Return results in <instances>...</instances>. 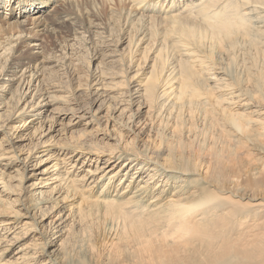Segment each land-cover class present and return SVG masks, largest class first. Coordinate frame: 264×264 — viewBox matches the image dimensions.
Here are the masks:
<instances>
[{"label": "bare ground", "instance_id": "bare-ground-1", "mask_svg": "<svg viewBox=\"0 0 264 264\" xmlns=\"http://www.w3.org/2000/svg\"><path fill=\"white\" fill-rule=\"evenodd\" d=\"M57 2L0 0V264H264V0Z\"/></svg>", "mask_w": 264, "mask_h": 264}, {"label": "rangeland", "instance_id": "rangeland-1", "mask_svg": "<svg viewBox=\"0 0 264 264\" xmlns=\"http://www.w3.org/2000/svg\"><path fill=\"white\" fill-rule=\"evenodd\" d=\"M99 2V4L97 5L96 4V6L95 5H93L92 7H91V5H88V4H84V5H82L79 9H77V10H73L74 12H72V10H68V12L70 13V14H73V15H71V17L73 16V17H76V20L78 21L77 23H82V24H88L89 22H91L92 20H95V19H97L98 20V22L99 23H102V26L104 27L103 28V30H105L106 29V31H108L109 33L111 32V34H112V36H116L115 35V33L117 34L118 32H120V31H123L122 29H123V26L121 27V23H120V20L121 19H119V13H120V11L118 10V8H120L119 7V3L120 2H117V1H115L114 0V2L113 1H110V0H98ZM65 2H64V0H58V2H57V5L60 7V8H64V7H66V4H64ZM105 6V7H104ZM101 7V8H100ZM116 7H117V9H116ZM7 6H5V9H4V11L5 12H7L8 10H7ZM96 8H98V9H96ZM104 8V9H103ZM115 9V10H114ZM117 10V11H116ZM13 11V10H12ZM115 11V12H114ZM14 12H16V8L14 9ZM76 12V13H75ZM98 12V13H97ZM118 12V13H117ZM116 13V14H115ZM74 14H76V16H74ZM99 15V16H98ZM113 16V17H112ZM31 17H33V18H37L38 17V15H32ZM82 19V20H81ZM84 21V22H83ZM115 21H118V22H115ZM116 25V26H115ZM33 26L34 25H29V28L31 29H34L33 28ZM117 28H115V27ZM120 28V29H119ZM114 29V30H113ZM119 29V30H118ZM112 30V31H111ZM116 30H118V31H116ZM36 31V32H35ZM113 31H115V33L113 32ZM34 32L36 33V39H38L40 42H42L43 44H44V46H45V48L46 49H48L49 51H52V50H57V49H59V48H61V47H59L60 45H62V44H64V42H65V40L67 39V37H71V35H72V31H70V30H68V29H64V31L63 32H58L57 31V33H55V34H46V33H43L42 31H40V32H38L36 29L34 30ZM39 34H38V33ZM109 33H107L106 35L107 36H109ZM114 33V34H113ZM38 34V35H37ZM109 37H111V35L109 36ZM23 46V48L24 49H27V47L25 46V45H22ZM25 46V47H24ZM59 47V48H58ZM91 49L92 48H89L88 49V51H91ZM37 51H38V49H36ZM34 51V49L32 50V52H33V54H35V53H37V51ZM82 51V50H81ZM59 54H60V52H58ZM83 53V52H82ZM89 53V52H88ZM85 58L86 57H90V56H88V54L86 53V55L84 56ZM37 59H38V62L40 63V62H42V60H43V58H41V57H39V55H37ZM88 59V58H87ZM90 59V58H89ZM87 64V66L89 65V63L87 62L86 63ZM81 66H83V65H81ZM86 68L87 67H85V68H82L84 71H85V73H83V74H87L88 73V71L86 70ZM87 71V72H86ZM71 72V71H70ZM70 72H69V75H70ZM73 73V72H72ZM75 73H76V71H75ZM51 78H52V80L53 79H56L57 78V76H55V75H52L51 77H50V79L48 80L49 81V83H51V82H53L52 80H51ZM81 79V78H80ZM66 81L65 82H67V83H65L64 85L65 86H68V87H70V86H73V87H76L77 86V81L75 80V79H71L70 78V80H69V76H68V81H67V77H66V79H65ZM70 85V86H69ZM84 102V100H82V103ZM145 117H146V115H145ZM102 120H104V119H102ZM103 125H105V123L103 124ZM103 133H105V130H101V127L100 126H98V124L97 125H95L94 126V129H93V131H92V134H94V135H96L97 137H101L102 135H103ZM98 135H100V136H98ZM204 171H205V169H204ZM201 172H202V170H201ZM256 172V171H255ZM254 172V173H255ZM234 181L236 180V179H233ZM241 180V179H240ZM231 189H235L234 188V184H232L231 185ZM264 195V194H263ZM249 208H250V206H248ZM263 213H264V211H262Z\"/></svg>", "mask_w": 264, "mask_h": 264}]
</instances>
